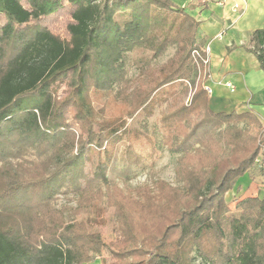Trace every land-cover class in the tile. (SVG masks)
I'll list each match as a JSON object with an SVG mask.
<instances>
[{"label":"trees","instance_id":"trees-1","mask_svg":"<svg viewBox=\"0 0 264 264\" xmlns=\"http://www.w3.org/2000/svg\"><path fill=\"white\" fill-rule=\"evenodd\" d=\"M198 23L170 0H0V264L92 263L99 246L102 264H192L193 253L199 264H264V196L234 209L226 201L246 174L264 184V130L250 113L209 108L207 66L193 57L204 48ZM250 36L264 71V30ZM171 44L176 55L135 87L126 54L156 60ZM183 83L189 103L161 123L169 150L182 154L184 186L161 182L159 197L141 187L134 198L110 177L119 148L133 156L135 144L152 142L129 120ZM66 192L76 207H56ZM109 226L131 245L108 248Z\"/></svg>","mask_w":264,"mask_h":264},{"label":"crops","instance_id":"crops-1","mask_svg":"<svg viewBox=\"0 0 264 264\" xmlns=\"http://www.w3.org/2000/svg\"><path fill=\"white\" fill-rule=\"evenodd\" d=\"M170 1L199 22L197 38L210 49L207 77L203 83L204 88L211 90L209 108L215 113H250L264 130V71L248 50L250 35L264 30V0ZM244 124L239 122L238 126ZM255 129L256 133L260 131V127L255 126ZM258 162L264 167V148ZM263 196L261 178L246 174L228 192L227 199L234 209L239 200Z\"/></svg>","mask_w":264,"mask_h":264},{"label":"rangeland","instance_id":"rangeland-1","mask_svg":"<svg viewBox=\"0 0 264 264\" xmlns=\"http://www.w3.org/2000/svg\"><path fill=\"white\" fill-rule=\"evenodd\" d=\"M66 21L64 17L58 19L57 27L60 28L58 32L61 34H64ZM176 52L177 45L171 44L156 60L151 59L147 51L126 54L124 61L127 77L136 81L135 87L139 86V84L146 83L148 80L146 73L155 71V68L165 63L167 64V62L176 55ZM197 83L198 79H196L195 85H197ZM191 94L189 84L183 83V85L178 88V92L173 98H170L166 103L154 108L153 112L140 111L132 121L129 120L131 126L148 133L149 138L152 140L151 143L153 145L156 144L157 151L156 154L153 153V147H150L151 143L149 141L147 142L145 139H142L140 144H135L133 156L124 155L123 148H119L116 153L117 156L114 164L110 170V177L124 190V192L131 193V196L137 198L136 190L138 188L149 187L155 197H159L160 191L162 192V190L158 184L161 182L166 183L172 188H183L184 185L179 172V161L182 154L171 152L166 145L168 142L167 134L162 126L161 117L176 105L181 103L188 104L192 96ZM240 128L246 130L252 136H257L259 134V132L256 133L255 126L249 125L248 123H245L244 126ZM27 159L36 161L35 156H30ZM227 200L228 205H231L230 199H227L226 196V201ZM55 204L58 208L68 205L76 207V199L70 192H66L58 196ZM127 206H129L130 211L135 217L146 215V217L150 219L145 212H140L136 205L128 203ZM66 217L68 218L69 216L66 214ZM102 240L108 248L117 253L123 247L131 245V240L129 238L119 239L118 236L112 232L110 226L103 232ZM105 252L103 247L99 246L97 248V260L86 264H98L97 261L101 262V259L107 257V253ZM192 257L194 260L192 264L200 263V259L197 257L196 253H193Z\"/></svg>","mask_w":264,"mask_h":264},{"label":"built area","instance_id":"built-area-1","mask_svg":"<svg viewBox=\"0 0 264 264\" xmlns=\"http://www.w3.org/2000/svg\"><path fill=\"white\" fill-rule=\"evenodd\" d=\"M240 6L239 5H236V8H239ZM209 47L208 46H205L202 51H194L193 52V57L195 59V61L198 63L199 60L206 66H208L209 64ZM228 86L230 88H233V86L231 84H228ZM207 93L210 95L211 93V90L209 88H205Z\"/></svg>","mask_w":264,"mask_h":264}]
</instances>
